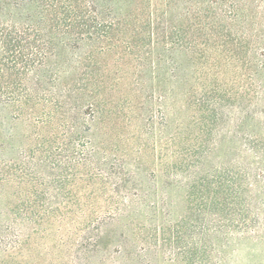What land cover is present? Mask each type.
I'll list each match as a JSON object with an SVG mask.
<instances>
[{
	"label": "rangeland",
	"instance_id": "obj_1",
	"mask_svg": "<svg viewBox=\"0 0 264 264\" xmlns=\"http://www.w3.org/2000/svg\"><path fill=\"white\" fill-rule=\"evenodd\" d=\"M85 1L0 46V264H264V0Z\"/></svg>",
	"mask_w": 264,
	"mask_h": 264
},
{
	"label": "trees",
	"instance_id": "obj_2",
	"mask_svg": "<svg viewBox=\"0 0 264 264\" xmlns=\"http://www.w3.org/2000/svg\"><path fill=\"white\" fill-rule=\"evenodd\" d=\"M22 2L23 4L15 1L13 4L7 0H0V46L6 51L15 53L8 59L10 68L15 74L20 73V70L23 73L42 65L57 54L59 45L60 47L70 46L73 38L59 37L61 29L77 28L82 31L89 27L96 28V25L86 23L88 20L85 19V15L90 13L91 9L85 0H26ZM10 6L17 11L5 13L6 7ZM48 31L50 34H47ZM59 78L60 74L56 72L52 80L58 81ZM42 93L48 92L42 90ZM48 98L46 101L52 105L56 104V99ZM225 182H227L226 191L230 199L223 198L218 203L223 201L222 203L228 206L230 211L226 210L227 216L238 210L234 198L238 195L240 188L231 180ZM13 206L15 207L13 210L19 211L16 205L13 204ZM13 237L17 240L19 238L17 233H14Z\"/></svg>",
	"mask_w": 264,
	"mask_h": 264
}]
</instances>
